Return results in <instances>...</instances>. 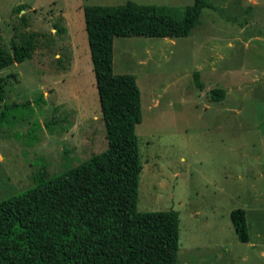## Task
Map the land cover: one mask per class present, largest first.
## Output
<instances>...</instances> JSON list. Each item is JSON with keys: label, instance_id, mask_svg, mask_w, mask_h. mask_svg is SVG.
<instances>
[{"label": "rangeland", "instance_id": "rangeland-1", "mask_svg": "<svg viewBox=\"0 0 264 264\" xmlns=\"http://www.w3.org/2000/svg\"><path fill=\"white\" fill-rule=\"evenodd\" d=\"M127 1L166 7L175 20L193 4L0 0L8 55L12 42L27 40L24 12L40 36L30 59L0 71L4 102L15 106L0 124V201L28 190L38 174L50 179L106 149L83 8ZM207 2L225 13L202 9L187 37L114 38L113 73L134 75L140 91L136 206L178 213L176 264H264V0ZM215 88L224 96L212 101ZM237 208L246 213L247 242L230 220Z\"/></svg>", "mask_w": 264, "mask_h": 264}, {"label": "trees", "instance_id": "trees-1", "mask_svg": "<svg viewBox=\"0 0 264 264\" xmlns=\"http://www.w3.org/2000/svg\"><path fill=\"white\" fill-rule=\"evenodd\" d=\"M204 8L225 13L207 0H193L184 8L182 20L169 16L166 7L132 1L84 6L107 146L50 179L38 174L28 190L0 201V264H176L178 213L137 210L141 165L135 128L141 121L140 91L134 75L113 73V41L187 37L201 24ZM24 10L16 7L17 13ZM28 22L24 12L20 23L29 34L23 45L12 42L10 55L0 47V71L31 58L40 36L28 30ZM199 77L193 73L195 86L201 89ZM4 85L0 76V124L15 107L4 102ZM223 96L222 89L210 90L212 101ZM230 220L237 239L247 242L245 211L232 210Z\"/></svg>", "mask_w": 264, "mask_h": 264}, {"label": "crops", "instance_id": "crops-1", "mask_svg": "<svg viewBox=\"0 0 264 264\" xmlns=\"http://www.w3.org/2000/svg\"><path fill=\"white\" fill-rule=\"evenodd\" d=\"M165 42H170V40H168V41L165 40Z\"/></svg>", "mask_w": 264, "mask_h": 264}, {"label": "water", "instance_id": "water-1", "mask_svg": "<svg viewBox=\"0 0 264 264\" xmlns=\"http://www.w3.org/2000/svg\"><path fill=\"white\" fill-rule=\"evenodd\" d=\"M166 41H168V39H165Z\"/></svg>", "mask_w": 264, "mask_h": 264}]
</instances>
